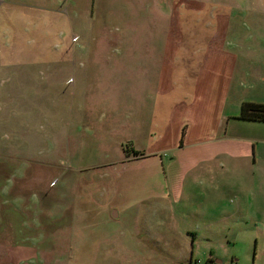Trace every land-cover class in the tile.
<instances>
[{
	"label": "rangeland",
	"instance_id": "1",
	"mask_svg": "<svg viewBox=\"0 0 264 264\" xmlns=\"http://www.w3.org/2000/svg\"><path fill=\"white\" fill-rule=\"evenodd\" d=\"M262 22L264 0H0V264H169V248L144 251L152 237L139 231L141 205L118 219L105 208L110 189L122 203L121 191H141L152 174L127 141L167 165L190 155L172 148L183 118L196 112L197 123L225 129L245 84L234 71L228 89L227 55L220 71L207 66L217 90L212 73L197 83L200 54L214 34L223 53H253L247 39L264 38ZM241 67L252 76L264 65ZM127 176L137 185L126 188Z\"/></svg>",
	"mask_w": 264,
	"mask_h": 264
},
{
	"label": "crops",
	"instance_id": "2",
	"mask_svg": "<svg viewBox=\"0 0 264 264\" xmlns=\"http://www.w3.org/2000/svg\"><path fill=\"white\" fill-rule=\"evenodd\" d=\"M201 5L202 12L208 9L203 3ZM218 17L223 18V15L217 16L218 24L222 27L223 19ZM174 28L175 24L172 23L168 31L171 40L175 37ZM209 36L208 44L200 54L206 59L203 61L206 66L200 67L202 73L197 83L206 78V74L212 73L216 81L212 86L217 90L218 78L211 68L220 71L222 56L227 55L228 67L232 68L228 74V89L232 86L235 71L236 85L242 82L246 88L240 102L264 105V68L261 67L252 76V71L243 67L236 72L238 63L247 67L252 63L264 65V38L247 39L248 44L259 46L250 48L253 53L243 54L232 51L223 53L226 43L223 36ZM256 89L261 91V95H255ZM210 100L212 103L208 113H211L212 106L217 105L219 98L214 96ZM179 111L176 106L172 121ZM239 115L226 118L225 129L222 124L219 130L213 123L214 119L206 118L207 122L203 119L202 123H197L196 112L193 123L189 117L183 118L178 124L180 130L172 148L178 152H189L190 155L183 160L177 155L167 165L162 153L137 149L127 141L140 157L132 161L152 160L149 167L152 174L150 171L142 174L141 191L138 188L136 191L120 192L121 207L116 204L118 200H113L110 189L105 208L109 209L111 218L118 219L122 211L125 213L141 205L139 231L147 230L149 237H152L149 241L152 247L144 249L146 253L149 251L150 259L158 257L159 248L164 247L172 250L169 264H195L196 261H200V264H241L244 257L248 260L247 264H264V123L241 120ZM231 120L251 125L257 132L254 136H243L230 127ZM208 129L213 131L204 133ZM150 133H154L152 129ZM166 169L169 174H166ZM108 174L112 180V172ZM125 182L126 188L137 185L134 177L127 176ZM125 250L129 255L135 254L129 248ZM247 250L252 252L251 256L246 255Z\"/></svg>",
	"mask_w": 264,
	"mask_h": 264
},
{
	"label": "trees",
	"instance_id": "3",
	"mask_svg": "<svg viewBox=\"0 0 264 264\" xmlns=\"http://www.w3.org/2000/svg\"><path fill=\"white\" fill-rule=\"evenodd\" d=\"M239 119L264 123V105L244 102L240 109ZM129 150L133 155L138 156L136 152L132 151V148H128L126 152L128 153Z\"/></svg>",
	"mask_w": 264,
	"mask_h": 264
},
{
	"label": "built area",
	"instance_id": "4",
	"mask_svg": "<svg viewBox=\"0 0 264 264\" xmlns=\"http://www.w3.org/2000/svg\"><path fill=\"white\" fill-rule=\"evenodd\" d=\"M201 262L200 261H196V263L195 264H200Z\"/></svg>",
	"mask_w": 264,
	"mask_h": 264
}]
</instances>
